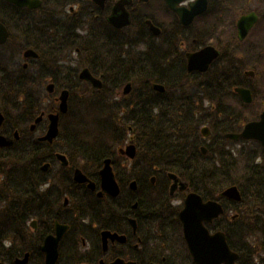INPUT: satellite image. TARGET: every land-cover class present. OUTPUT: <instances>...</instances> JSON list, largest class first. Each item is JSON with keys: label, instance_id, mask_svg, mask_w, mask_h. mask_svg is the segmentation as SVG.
<instances>
[{"label": "trees", "instance_id": "obj_1", "mask_svg": "<svg viewBox=\"0 0 264 264\" xmlns=\"http://www.w3.org/2000/svg\"><path fill=\"white\" fill-rule=\"evenodd\" d=\"M74 1L42 0L41 6L34 10L12 4L5 9L0 8V21L9 30L7 42L17 38L20 43L18 49L30 47L38 54L37 58L29 60L26 69L20 67L16 74L0 60V111L5 115L3 133L11 134L14 128L24 125L22 130L30 134L26 124L41 111L48 112L56 107L54 99L48 107L42 106L44 96L49 95L44 91V84L49 78L55 83V93L67 88L70 97L78 90L90 98L104 91L97 92L87 82L80 81L77 70L65 62L67 54L76 49L83 57V65L93 74L102 73L104 83L112 82L114 93H118L126 82H131L130 94L122 96L121 100L130 96L134 98L130 101L123 99L118 107L123 125L118 133L111 130L110 125L104 126L99 119L86 122L82 116L71 114L68 108V112L60 118V133L52 145L31 136L28 138L21 129H17L20 134L18 140L10 148L0 149V171L3 173L0 187V263L14 264L15 257L29 252L27 264H43L39 244L42 237L52 231L53 221L57 219L69 225L59 247L57 264H82L83 257L78 251L83 237L80 222L88 209L95 207V215L101 210L97 212L99 202L95 204L90 191L72 181L71 169L79 166L89 178L97 180V171L104 158L111 157L113 164L115 162V148L112 146L109 149V137L111 145L115 146L121 145L129 134L135 136L138 155L140 151L145 153L143 159L137 158L139 164L141 160L145 163L140 165L151 169L148 176L151 173L173 172L203 199L219 200L225 212L215 221L225 232L231 249L238 252L239 264L262 263L264 162H256V157L251 154L259 150V145L251 142L254 148L247 149L245 141H239L241 146L235 147L236 143L224 137V132L239 130L241 123L255 118L254 114L242 113L238 118L233 110L222 108V102L215 110L211 109V104L222 98L225 92L226 76L220 77L221 85L217 87L213 85L210 74L206 77L208 79L202 78L203 74H187L179 49L178 28L173 30L175 33L163 35L162 41L155 40L151 45L145 19L158 22L151 14L133 10L130 26L115 29L107 23L103 12L96 11L99 15L96 17V13L90 11L93 5L89 3L84 5V9L81 5L76 13L70 12L68 5ZM81 31L83 34H80ZM59 70L66 74L69 81H58ZM153 82L163 84L165 92H155L151 87ZM233 82L229 83L230 89L235 84ZM80 85L82 88L79 89ZM110 94L109 100L118 103ZM5 105L10 111L17 112V125L12 123L9 127V110H4ZM19 105L21 112L16 110ZM95 105L98 107V103ZM45 125L46 122L42 121L37 129L42 131ZM203 125H208L210 129L206 139L200 133ZM65 127L68 132L63 135ZM202 145L206 147L205 154L201 152ZM56 151L66 154L69 165L60 175L59 183H48L47 175L51 170L43 172L40 166L45 161H52ZM238 167L241 176L236 180L234 176ZM117 170L114 165L115 178L120 184L124 176H120ZM229 184L239 187V203L220 196ZM148 185L149 188L155 186L150 182ZM65 194L70 199L64 208L62 201ZM119 198H123L122 195ZM153 200V208L154 205L156 207L153 221L156 222L160 219L157 215L159 204L157 197ZM248 200L253 207L252 218L259 225L254 229L261 236L259 250L250 243L251 237L243 226V207ZM228 209L238 212L231 227L226 224ZM169 214L175 218L177 211L170 210ZM31 219L38 222L36 231L28 227ZM174 221L178 225L176 218ZM152 240L157 246L164 243L157 237ZM175 240L178 241L177 237Z\"/></svg>", "mask_w": 264, "mask_h": 264}, {"label": "flooded vegetation", "instance_id": "obj_2", "mask_svg": "<svg viewBox=\"0 0 264 264\" xmlns=\"http://www.w3.org/2000/svg\"><path fill=\"white\" fill-rule=\"evenodd\" d=\"M116 1L117 0H106L104 7L101 8L96 5L93 0H76L68 5V9L70 12L76 13L81 5L82 9H84V5L89 3L88 5H93L90 8V11L96 13V17L99 16L96 11H100V13L103 12L104 17L106 18L107 15L111 13L112 7ZM130 1L131 3L126 5V9L129 11L130 16L131 12L135 10L137 4L142 2V4L149 5L153 2V0H149L148 2L140 0ZM193 1L195 0H183L179 3V6L188 7ZM160 3L165 16H170L172 21H170L169 28H164L166 22H161L151 14L158 22L156 23L151 19L150 20L154 25L159 27L160 32L158 35H154L147 25L150 32L149 43L152 45L155 40L162 41L161 38H163V35L167 36L170 33H175V29L178 28V36L177 34L176 36L179 42V49L182 52V59L184 61L186 73L190 75H204L208 70L212 69V71H219L221 78L222 76H226L227 87L225 88V92H223L222 98L218 99V101H221L212 103L211 109L215 110L219 107V103L222 102V108L225 110H234V105L236 104L242 108V114L247 112V109L253 106L255 108L253 117L256 114V118L254 119H259L264 116V0H206L204 11L196 15L188 25L180 23L177 15L167 7L164 0H160ZM8 4H10V2L7 0H0V8L5 9ZM243 15H253L255 16V21L248 29L245 36L239 38L237 23L239 18ZM80 34H83V32L81 31ZM208 45L212 46L218 53L210 63L208 70L206 72H189L187 70L186 54L188 52L198 51ZM75 53L79 54L78 49L75 50ZM70 65L72 66V62H70ZM73 67L74 65L72 68ZM224 69L226 71H223ZM79 72L80 70L77 72V76ZM93 75H98L97 77L101 76L100 79L103 86V74L99 73ZM232 82L235 84L232 85L230 89L229 83ZM220 85L221 81L217 82L216 86L219 87ZM236 87L248 89L252 100L250 102L244 101L241 96L235 92ZM225 98L228 99L227 104L224 103ZM54 102L57 106L58 101L56 100V97H54ZM54 109H56V107H53L52 110ZM215 114L218 116V112ZM240 130L241 127L234 132H239ZM128 131L131 132V128H129ZM1 133H3V131ZM225 133L226 132H224V135ZM3 134L13 137V132L11 134ZM134 139L135 136L129 134L128 142L122 147L119 145L114 150V154L116 155L114 164L111 157H106L110 159L114 175L115 165L118 169V174L124 176L122 183L119 184L117 181L120 188L118 196L112 197L106 193H103L102 196H97V192L100 190L99 170L102 167L103 162L97 171V180L89 178L95 182L94 190L88 189L86 183L80 184L84 185L90 191L96 205L97 202H99L98 206L100 209H97V212L101 210V212L95 215L93 213L95 207L88 209V213H84L87 215H85L80 222V227L83 229V237H81L82 243L81 247L78 248V251L83 257L82 264H111L116 258H121L125 261H133L135 264H195L183 238L182 224L179 219V211L183 207L186 195L194 190H191L189 186H186L184 190H180L179 187H176L173 192H170V185L172 183V180L169 177L170 171H164L163 173L158 174L151 173V176H148L151 169L139 164L137 158L138 150ZM239 141L240 140L235 141L234 143L239 144ZM251 142H256L259 145L258 151L251 152V154L256 157V162H264V145L256 140H246L244 144H250ZM129 143L135 145V156L133 158H129L120 152V149L124 148ZM55 153L56 152L53 153L54 158L52 161H48L50 166L46 170L47 172L54 167V164L58 163L60 165L59 160L55 157ZM119 158H122L124 162L118 165ZM127 160H130L129 168L126 165ZM65 168L66 167L63 168L59 166L58 170L63 172ZM124 170L127 171L126 176ZM153 170H155V168H153ZM72 171L73 169H71V174ZM2 179L3 176L0 174V182ZM47 180L48 183H53L54 180L57 181L55 176L50 174L47 175ZM131 181H135L134 189L130 187ZM149 182L151 185H155V183L157 184L154 187L149 188ZM45 185L47 186L48 184ZM121 195L123 198H119ZM153 197H157L156 202L157 205L159 204V212L157 215H160V219L158 218L159 220L156 222L153 221V218H155L154 209L156 208L155 205L154 208L152 205L154 202ZM65 198L67 199L66 203H64ZM69 199L70 198L67 194L63 196L62 205L64 208L68 206ZM177 201L179 203H177ZM84 207L85 209L87 208L86 205H84ZM174 209L177 211L175 218L179 222L178 225L174 221L175 218L169 214V211ZM107 210L109 211L108 213ZM230 211L231 209L229 211L227 210V214H225L228 227L232 226L234 220L233 215L229 214ZM217 219L218 218L213 219L209 223H205L209 232L213 233L221 230L219 228L220 226L215 221ZM55 221L58 220L56 219L53 221L52 231L50 233H54ZM172 221L174 222L173 225ZM37 227L38 222L36 220V228L34 231H36ZM68 229L69 225L59 241L58 254L60 244ZM104 231L123 236L124 240L120 241L119 238H111L110 236H107L105 245H103L102 233ZM43 237L39 244V250ZM154 237H157L164 243H162L161 246H157L155 243L153 244L152 239ZM176 237L178 243L175 240ZM183 242L185 246H183ZM40 252L42 253L41 250ZM261 258L263 259V257ZM250 259L252 258L250 257ZM57 263L58 259L56 264ZM256 263L264 264V259L262 263L261 261H257Z\"/></svg>", "mask_w": 264, "mask_h": 264}, {"label": "water", "instance_id": "obj_3", "mask_svg": "<svg viewBox=\"0 0 264 264\" xmlns=\"http://www.w3.org/2000/svg\"><path fill=\"white\" fill-rule=\"evenodd\" d=\"M10 3L15 4L19 7H27L29 9L38 8L41 5V0H7ZM106 0H93V2L99 7L103 8ZM148 2L149 0H140ZM167 7L173 11L181 24L188 25L192 22L193 18L204 11L206 7V0H195L189 4L188 7L179 6V3L183 0H164ZM130 0H117L111 10V13L107 17V21L115 28H123L130 24V14L126 9V5L130 4ZM255 21L253 15H243L239 18L238 35L239 38H243ZM149 28L154 35H158L160 32L159 27L154 25L149 19L146 20ZM9 31L6 26L0 22V45L4 44L8 38ZM217 51L210 45L203 47L202 49L195 52H188L187 57V70L205 72L212 60L217 56ZM23 57H36L37 53L32 49L28 48L23 51ZM26 63L23 64L25 68ZM79 79L89 82L94 88L99 90L102 87L101 76H94L88 68L84 67L78 74ZM153 89L158 92H164L165 87L160 83H153ZM45 89L48 93L54 91V83L49 82L46 84ZM131 89V83L128 82L123 87V94H127ZM237 92L241 98L250 102L252 100L248 89L243 87H236ZM68 89H62L56 100L58 101L57 109L54 112H49L46 115L47 126L45 132L37 139L39 141H46L52 143L59 134V117L60 114H65L68 110ZM44 113L41 112L30 124L29 130L33 131L43 119ZM4 121V115L0 112V127ZM201 133L204 137L208 136L209 129L207 126L202 127ZM225 137L233 140L239 139H254L258 140L264 145V116L257 120H252L244 124L240 132H228ZM18 139V132L14 131L13 137L6 136L0 131V147H10L14 141ZM203 153L206 152L205 147H201ZM120 152L125 154L129 158L135 156V145L133 143L127 144L124 148L120 149ZM56 158L61 162L62 166L68 165V160L65 154L56 153ZM49 163H44L41 166L42 170H46ZM100 176V190L97 192V196H102L106 193L112 197L118 196L120 189L114 178L110 159L106 158L103 161V165L99 170ZM169 177L172 180L170 185V192H173L176 187L180 190H184L187 186L185 181L180 180L175 174L169 173ZM72 178L76 183H87V187L90 190L95 189V183L91 181L79 167H75L72 173ZM153 181V178H152ZM130 187L135 188V181L130 182ZM221 195L233 200L239 201L241 199L240 191L235 184H231L225 187ZM66 203L67 199L64 200ZM223 213V207L217 200L209 199L204 201L202 197L196 192H189L183 203V207L179 211V219L182 224V232L184 240L187 244L189 252L196 264H237L236 259L237 253L232 251L226 241L224 232L217 231L210 233L205 227L204 223L211 222L214 218H217ZM234 215L233 217H235ZM32 228H36V221L30 222ZM68 228L67 224L54 223V233L47 234L44 236L40 245V250L44 254V264H55L58 258V245L59 241L63 237L64 233ZM119 238L120 241L124 240L123 236L117 234H111L110 232L104 231L102 233L103 245H105L106 237ZM29 253L26 252L22 258H15V264H26L28 261ZM111 264H135L133 261H125L121 258H116Z\"/></svg>", "mask_w": 264, "mask_h": 264}, {"label": "rangeland", "instance_id": "obj_4", "mask_svg": "<svg viewBox=\"0 0 264 264\" xmlns=\"http://www.w3.org/2000/svg\"><path fill=\"white\" fill-rule=\"evenodd\" d=\"M149 5L142 4V2H141V3L136 5V8L134 11L144 12L147 14H153L161 22L162 21L166 22L164 25V28H169V24H170V21H172V18L170 16H165V14L162 10L160 0H153V2H151ZM19 44H20L19 40L17 38H15V39L11 40V42H7L5 45L0 46V60L3 61L2 63L7 67V69L14 70L15 73H13V74H16L18 72V69L21 67L22 63L25 62L23 57H22V49H18ZM82 59H83V57L80 54V52H79V54H76L75 51H71L69 54H67L65 62H67L69 65H70V62H72V66L74 65L73 68L75 70H77V72H78L82 67L85 66L82 64L83 63ZM238 63H236V64L239 65ZM0 68H1V64H0ZM223 71H226V70L224 69ZM209 74H210V77L212 79L213 85L216 86L217 82L220 81V77H221L220 72L219 71H212V72L210 71L207 74L203 75L202 78H206ZM1 75H2V72H0V83L2 81ZM206 79H208V78H206ZM61 80H68L69 81V78L66 76V74H64L62 72V70H59L58 71V81L60 82ZM112 86H113L112 82H110V81L107 83L105 82L104 85L102 86V89L104 91L97 96H92L91 98L86 97L85 95H82L83 91L81 92L80 90H78L77 92H75V94L69 98V110H70L71 114L82 116V118L84 120H86V122L87 121L90 122L91 120H94V119H99L104 126L110 125L111 130H115V132L118 133L120 131V129L123 128V125L121 123L122 122V114H121L120 110L118 109V107L123 102V99L125 101H130L134 97L133 96L124 97L121 100L122 96H128V94H130V93H128L127 95H123L122 94L123 86L120 88L119 92L117 91L118 93H114L112 91ZM80 88H82L81 85H80L79 89ZM109 93H112V94H110L111 98L114 100H118L117 101L118 103H114L113 101L109 100ZM56 95H57V93H54V94L48 95V96H44L42 106L48 107V105L54 99L53 97ZM95 103H98V107H97V105H95ZM224 103L225 104L228 103L227 98H225ZM205 105H207V103H205ZM1 109H2V106L0 103V110ZM4 110H6V111L9 110V111H7L9 113V117H10V120H8L9 127H10V125H13L12 123H14V126L17 125L15 123L17 112L13 111V110L10 111V108L6 105H5ZM16 110L21 112L22 107H20V105H19V107L16 108ZM247 110H248L247 112H244L245 115H251V113L253 114L255 112V108L253 106H251ZM233 111H234V113H237L236 116L238 118H241L240 115H242L241 114L242 108L240 106L235 104ZM29 124H30V122L26 124L25 128L28 129ZM17 129H21V131L24 133V135H26L28 138L31 136L33 139H35L37 136L41 135L44 131V130L41 131L40 129H37L36 131L30 132V134H28V133H25L24 130H22V129H24V125L18 127ZM66 129H68V128L65 127V129L62 130L63 135H65L68 132ZM107 142H108V144H110V147H109L110 150H111L112 146L115 149L119 146V145H115V146L111 145L112 140L110 137H109ZM127 142H128V136L124 140V142L121 144V147L124 146ZM237 146L240 147L241 145L235 144V147H237ZM246 148L250 149V148H254V147L250 143V144H246ZM144 154L145 153L143 151H140L139 155H137V157H139V158L141 157L140 159H143V157L145 156ZM123 162L124 161L122 160V158L118 159V165L120 163L122 164ZM140 164H145V163H142V160H141ZM126 165L129 168L130 160H127ZM59 166L60 165L58 163L54 164V167L50 171V175L55 176V178L57 179V181L54 180L55 183H59V177L62 174V172L60 170H58ZM141 166H143V165H141ZM126 173H127V171L124 170L125 176H126ZM0 174L3 175L2 171H0ZM240 176H241L240 175V168L238 167L236 175L234 176V178L236 180H239ZM1 182H0V187H1ZM178 201H177V203H179ZM250 203H251V201L248 200L247 205H245L243 207L244 212H245V215L243 217V226H244V228L247 229L246 231H247V233H249L248 236L251 237L249 240L250 243H252L255 246V248L257 250H259V247H260L259 241H260L261 236H260V234H256L255 230H254L255 228L259 227V225L256 223L257 220H254L252 218L253 207L251 206L252 204H250ZM258 206L262 207L261 205H258ZM235 213H238V212L235 211L234 209H232L230 211V214H235ZM260 220H261V218H260ZM260 256L263 257V259H264V253H261Z\"/></svg>", "mask_w": 264, "mask_h": 264}]
</instances>
